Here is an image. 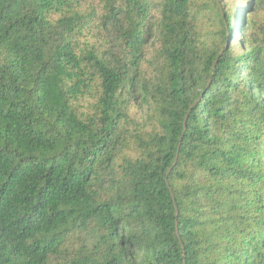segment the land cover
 I'll return each mask as SVG.
<instances>
[{
  "label": "trees",
  "instance_id": "obj_1",
  "mask_svg": "<svg viewBox=\"0 0 264 264\" xmlns=\"http://www.w3.org/2000/svg\"><path fill=\"white\" fill-rule=\"evenodd\" d=\"M244 1L0 0V264H264Z\"/></svg>",
  "mask_w": 264,
  "mask_h": 264
},
{
  "label": "rangeland",
  "instance_id": "obj_2",
  "mask_svg": "<svg viewBox=\"0 0 264 264\" xmlns=\"http://www.w3.org/2000/svg\"><path fill=\"white\" fill-rule=\"evenodd\" d=\"M250 0H246V1H244V3L243 4H247L248 2H249ZM244 36H245V33H243L242 32V35L240 36V37H238V39H237V41H236V47L238 48V42L241 44V45H243L242 44V42H244ZM152 53V50H149V54H151ZM147 60L148 61H150V56L148 55L147 56ZM134 113H135V115L138 117V118H143L144 116H145V112L142 110V109H140L138 106H136L135 108H134Z\"/></svg>",
  "mask_w": 264,
  "mask_h": 264
},
{
  "label": "water",
  "instance_id": "obj_3",
  "mask_svg": "<svg viewBox=\"0 0 264 264\" xmlns=\"http://www.w3.org/2000/svg\"><path fill=\"white\" fill-rule=\"evenodd\" d=\"M216 69V64H215V66H214V70ZM212 81H210V83H211ZM199 101H200V99L198 100V102L195 104V105H197L198 103H199ZM187 120H188V116H187V118L185 119V122H184V130H186V126H187ZM179 148H180V146H179ZM177 160V159H176Z\"/></svg>",
  "mask_w": 264,
  "mask_h": 264
}]
</instances>
